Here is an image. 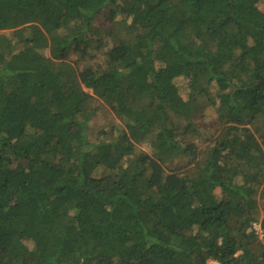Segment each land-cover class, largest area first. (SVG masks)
<instances>
[{"label":"trees","instance_id":"trees-1","mask_svg":"<svg viewBox=\"0 0 264 264\" xmlns=\"http://www.w3.org/2000/svg\"><path fill=\"white\" fill-rule=\"evenodd\" d=\"M259 1L0 0V264H264Z\"/></svg>","mask_w":264,"mask_h":264},{"label":"rangeland","instance_id":"rangeland-1","mask_svg":"<svg viewBox=\"0 0 264 264\" xmlns=\"http://www.w3.org/2000/svg\"><path fill=\"white\" fill-rule=\"evenodd\" d=\"M256 1V0H254ZM255 7H257V9L259 11L264 12V0H260ZM109 10L106 9L104 10V12L98 17L97 19V30H95L94 34L95 36H99L101 34L102 28L103 26H107L106 29H108L109 25H110V18L108 16L109 14ZM115 20H113L115 23L122 20L121 16H117L114 18ZM112 21V20H111ZM7 34H11V32H7ZM104 52H100V54L93 58L94 53H89L88 52V56L86 57L85 61H81L78 60L77 56L73 55L72 56V62L79 66L81 70H84L88 67H99V66H104L105 65V59L103 57H99L100 55H102ZM46 54H49V51L46 52ZM97 55V54H95ZM177 85L179 86L180 89V95L183 97L184 100L188 99V95H189V90H188V86H187V81L184 79H178L176 81ZM86 92L92 94L91 90H87L85 89ZM216 88L212 89V94L206 98V100L203 103L202 109L205 112L204 116H199L195 121L194 124L196 126V128H198L202 134V137L197 141L198 146L196 147V153L197 156L195 157V159L190 162L188 160H185L183 157H179L178 159H176L174 161V163H170L167 166V169L169 171H178L180 173H185V171H193L196 170V166L198 165V163L202 162L201 159H203L204 154L207 153L212 144L214 143V137H215V133L216 130L219 129L220 127V123L218 121H215V118L213 117L212 113L213 110L210 108V104L215 100L216 98ZM208 113V114H207ZM207 115L212 116L213 118L209 119V121L206 120ZM205 117V119H204ZM117 114L115 112V110L111 107V106H107V105H103L100 104V106L97 107V113L94 115V118L92 119L91 122V132L90 135H92V137L97 138L100 133L101 130H105L107 132H110L112 127H114L115 125H118L119 121L117 119ZM105 127V129H103ZM102 128V129H101ZM260 226V225H259ZM260 239L263 238V233L260 232ZM209 264H216L212 261L209 262Z\"/></svg>","mask_w":264,"mask_h":264},{"label":"built area","instance_id":"built-area-1","mask_svg":"<svg viewBox=\"0 0 264 264\" xmlns=\"http://www.w3.org/2000/svg\"><path fill=\"white\" fill-rule=\"evenodd\" d=\"M255 229H256V231H258V232L260 231L261 232V226H259L257 224L255 225Z\"/></svg>","mask_w":264,"mask_h":264},{"label":"clouds","instance_id":"clouds-1","mask_svg":"<svg viewBox=\"0 0 264 264\" xmlns=\"http://www.w3.org/2000/svg\"><path fill=\"white\" fill-rule=\"evenodd\" d=\"M257 225H259V224H257ZM254 229H255V225H254ZM256 230V229H255ZM257 233H258V235H260V233L258 232V231H256ZM261 232L263 233V235H264V232L262 231V229H261Z\"/></svg>","mask_w":264,"mask_h":264}]
</instances>
